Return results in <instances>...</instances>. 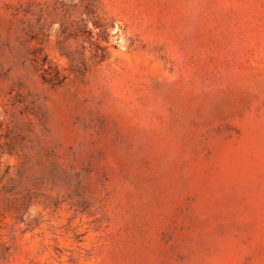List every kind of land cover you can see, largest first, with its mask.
I'll return each instance as SVG.
<instances>
[{"label":"rangeland","instance_id":"374dc122","mask_svg":"<svg viewBox=\"0 0 264 264\" xmlns=\"http://www.w3.org/2000/svg\"><path fill=\"white\" fill-rule=\"evenodd\" d=\"M0 264H264V0H0Z\"/></svg>","mask_w":264,"mask_h":264},{"label":"trees","instance_id":"16d2710c","mask_svg":"<svg viewBox=\"0 0 264 264\" xmlns=\"http://www.w3.org/2000/svg\"><path fill=\"white\" fill-rule=\"evenodd\" d=\"M46 83H49L47 80H44ZM50 84V83H49ZM53 85V84H52ZM54 86V85H53Z\"/></svg>","mask_w":264,"mask_h":264}]
</instances>
